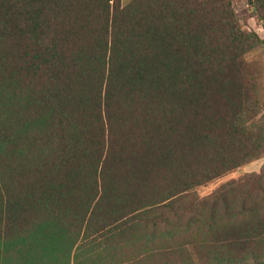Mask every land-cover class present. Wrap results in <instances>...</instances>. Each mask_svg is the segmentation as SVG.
Returning <instances> with one entry per match:
<instances>
[{
  "label": "trees",
  "instance_id": "1",
  "mask_svg": "<svg viewBox=\"0 0 264 264\" xmlns=\"http://www.w3.org/2000/svg\"><path fill=\"white\" fill-rule=\"evenodd\" d=\"M264 29V0H247ZM261 43L231 0H0V264H264Z\"/></svg>",
  "mask_w": 264,
  "mask_h": 264
},
{
  "label": "rangeland",
  "instance_id": "2",
  "mask_svg": "<svg viewBox=\"0 0 264 264\" xmlns=\"http://www.w3.org/2000/svg\"><path fill=\"white\" fill-rule=\"evenodd\" d=\"M132 0H122L123 6L128 5ZM233 9L239 19V23L241 27L248 31L256 33L260 39L261 43L259 46L247 55V61L252 63L261 72L264 73V29L262 28V23L258 19V17L253 13L250 6L247 4V0H231ZM263 81H264V74H263ZM264 165V155L259 158L258 160L244 166L239 172L231 175L224 176L214 183L200 188L199 194L204 196L210 194L212 191L217 189L218 187L224 185L227 182L232 180H239L245 176L251 174H258L260 173L262 167Z\"/></svg>",
  "mask_w": 264,
  "mask_h": 264
}]
</instances>
